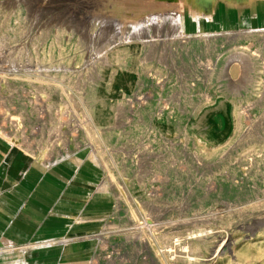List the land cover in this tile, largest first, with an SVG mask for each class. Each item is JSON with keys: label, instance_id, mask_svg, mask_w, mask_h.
I'll use <instances>...</instances> for the list:
<instances>
[{"label": "rangeland", "instance_id": "obj_1", "mask_svg": "<svg viewBox=\"0 0 264 264\" xmlns=\"http://www.w3.org/2000/svg\"><path fill=\"white\" fill-rule=\"evenodd\" d=\"M80 1L0 0V135L11 142L4 116H19L22 139L11 144L32 163L70 161L82 149L97 157L83 164L99 181L112 180L106 189L114 207L99 234L109 264H264V63L235 70L211 55L229 44L254 48L264 29L184 35L168 11L174 4L154 0L145 7L155 3L149 11L166 14L148 17L146 34L138 22L122 24L136 37L104 32L99 22L81 31L65 16ZM121 1L131 7L125 13L139 15L138 0L104 3ZM132 44L126 63L135 83L116 85L115 94L116 57ZM47 80L56 87L51 95L32 86ZM96 92L110 97L115 113L90 130L87 98ZM165 109L170 122L158 119ZM200 129L215 139L204 141ZM66 139L68 152L51 149ZM201 229L211 232L197 249H175ZM224 238L229 243L211 258Z\"/></svg>", "mask_w": 264, "mask_h": 264}, {"label": "crops", "instance_id": "obj_2", "mask_svg": "<svg viewBox=\"0 0 264 264\" xmlns=\"http://www.w3.org/2000/svg\"><path fill=\"white\" fill-rule=\"evenodd\" d=\"M170 1L188 36L264 29V0ZM23 155L0 135V264H109L99 234L114 203L85 160Z\"/></svg>", "mask_w": 264, "mask_h": 264}, {"label": "bare ground", "instance_id": "obj_3", "mask_svg": "<svg viewBox=\"0 0 264 264\" xmlns=\"http://www.w3.org/2000/svg\"><path fill=\"white\" fill-rule=\"evenodd\" d=\"M110 1V0H81L79 3L70 6L67 11H65V16L68 17V21L72 23L74 26L79 28V30H91L93 25L96 22L100 23V30L105 31H113L119 34V36L125 35V36H132L136 37L137 32H128L123 30L122 24L127 23L130 24L132 22H138L140 24V29L139 32L145 33L148 30V22L147 19L148 17H159V16H164L166 12L160 10L158 12H150L149 9L153 7L155 4H151L145 7V3L154 1V0H138L139 4H141V8H138V13L128 15L125 13V11H129V8L131 7H125V4L121 2H113L112 4H105L104 2ZM184 1V0H183ZM34 3V2H33ZM144 4V5H143ZM32 5V4H30ZM39 5V4H38ZM122 5V6H120ZM124 5V6H123ZM40 6V5H39ZM43 6V5H42ZM58 6V5H57ZM45 7V6H44ZM101 7V8H100ZM163 7V6H162ZM30 9V6H28ZM160 8V7H159ZM65 10V9H64ZM42 12V11H41ZM137 12V11H136ZM170 15L173 18V21H177V15H176V10L173 9L170 11ZM35 13V12H34ZM178 13V12H177ZM181 14V13H180ZM60 16V15H59ZM136 18V21H133V19ZM171 21V20H170ZM175 23V22H174ZM184 25V23H183ZM176 26V24H175ZM22 27V26H20ZM174 32V31H173ZM181 29L180 32L181 33ZM184 32V31H183ZM235 33V32H234ZM248 33V32H247ZM259 33V32H258ZM146 34V33H145ZM181 35V34H180ZM185 35V34H184ZM262 35V34H261ZM104 37V36H103ZM190 39V38H189ZM249 44V43H248ZM253 45V44H251ZM225 48L222 51H218L216 53H211L213 58L216 61V64L221 65L222 67H227L228 65L233 64L235 70L238 67H242L244 70H249L250 71H257V67L260 63H264V39L261 41H258L257 46L254 48H250L247 46H237V44H229L224 46ZM136 50V45L132 44L129 48L126 46H123L117 57L116 61L118 63V69L113 70V77L111 81L114 83L113 87V92L115 94L117 89L116 85H121L127 90H131L132 86L135 83V80L133 78V74L135 73L134 71L131 70V68H128L127 66V59L128 55L130 52ZM209 51H212L211 48H209ZM224 53L225 55L222 56L221 54ZM18 55V54H17ZM116 56V55H115ZM14 59V58H13ZM12 59V61H13ZM17 58H15L16 60ZM42 59L45 60L46 57L42 56ZM11 61V62H12ZM18 61V59H17ZM211 61V60H210ZM12 64V63H11ZM51 64V62H50ZM53 64V63H52ZM212 64V62H211ZM44 66V65H43ZM212 69V68H211ZM210 69V70H211ZM13 71V70H11ZM228 74V72H227ZM230 75V74H228ZM4 78V77H3ZM2 78V79H3ZM229 78V77H228ZM232 79V78H231ZM39 80V79H37ZM4 81V80H3ZM42 81V80H41ZM160 81V80H159ZM55 83V82H54ZM229 85V84H228ZM32 86L37 89L38 91H44V93H49L48 95H51L53 91H55V85L50 82V80L45 81L44 84L41 82L39 83H32ZM242 88V87H241ZM33 90L34 92L36 90ZM27 93V92H26ZM25 95V94H24ZM35 95V94H34ZM6 99V98H5ZM110 97L106 95H102L96 92V95L93 97L87 98V108L89 111V122L87 123L89 129H93L94 127L97 128H102L105 125H107L110 121H112V117L115 113L114 106L115 104L109 101ZM62 100V99H61ZM34 101V100H33ZM34 103V102H33ZM31 104V103H30ZM83 105V104H82ZM35 106V105H33ZM41 106V105H40ZM13 107V106H12ZM5 110V109H4ZM75 111V110H74ZM84 111V110H83ZM21 112V111H20ZM73 113V112H72ZM70 114V113H69ZM80 114V113H79ZM200 114V115H199ZM198 115L201 116V118H205L207 116V113H199ZM232 114V113H231ZM158 119L165 121V122H170L173 118V114L168 111L164 110L162 113L158 114ZM233 115V114H232ZM5 119L9 122L10 129L8 131H5L6 135L9 137L12 143L18 144L19 140L22 139V130H21V124L18 119L19 116H14V115H5ZM84 117V116H83ZM87 117V116H86ZM85 118V117H84ZM4 119V120H5ZM23 119V118H22ZM83 120V119H82ZM59 121V120H58ZM70 122V121H69ZM22 123V122H21ZM76 123V122H75ZM208 123V121L206 122ZM237 123H240V120H238ZM193 125L195 123L193 122ZM196 126V125H195ZM82 128V127H81ZM87 128V127H86ZM4 130V128L2 127ZM234 130V129H233ZM56 131V130H55ZM162 133L164 134V139L165 142L169 141L170 138L166 137V134H169L171 132L167 131L166 129L162 130ZM199 133L202 135V138L204 141H212L215 139V134L209 133L207 130L204 131L203 129H200ZM176 134V133H175ZM185 137V136H184ZM183 140V139H182ZM68 139H66L60 146H52L51 149H55L58 153L62 152H68ZM184 142V141H183ZM61 143V141H60ZM59 143V144H60ZM98 143V142H97ZM101 143V142H99ZM52 144V143H51ZM203 144V143H202ZM211 144V143H210ZM95 145V144H94ZM172 145V144H171ZM193 145V144H192ZM216 146V145H215ZM19 147V146H17ZM50 147V145H49ZM16 148V147H15ZM41 148V147H40ZM41 150V149H40ZM26 154H29L31 156H35L34 151H28L24 149ZM100 151V150H99ZM205 151V150H204ZM209 151V150H208ZM216 150H210L209 153L212 154ZM42 152V151H40ZM83 155H79V153H74L71 155H68L69 159L74 162L75 164L79 165L83 162L85 159H92L94 161H97V157L90 151V150H84L82 149L81 151ZM207 152V149H206ZM100 153V152H99ZM48 154V153H46ZM224 154V153H223ZM23 155V154H22ZM42 155V154H41ZM24 156V155H23ZM109 156V155H108ZM41 159V158H40ZM251 159V158H250ZM106 160V159H105ZM23 162V161H22ZM37 162V161H33ZM15 164V163H14ZM13 164V166H14ZM24 164V163H23ZM8 167V166H7ZM102 169V168H101ZM109 170V169H108ZM248 169L247 168H241L238 169L237 172L240 173V175L246 176L248 174ZM112 172V171H111ZM119 172V171H118ZM1 173V172H0ZM107 173V172H106ZM7 174V173H6ZM18 174V173H17ZM2 179V178H1ZM107 181L111 182L112 180L110 177H108L107 180H103L100 184V187L102 188L104 192H107ZM116 194V193H115ZM118 198L120 199V194H118ZM118 198L116 197V200L118 201ZM209 214V213H208ZM212 214V213H211ZM132 215V214H131ZM210 215V214H209ZM215 217V216H214ZM222 217V216H220ZM224 218V217H223ZM226 219V218H225ZM227 221V220H226ZM259 224V223H258ZM215 225V224H213ZM224 225V224H223ZM108 226V225H107ZM136 226V225H135ZM208 226V225H207ZM214 228V227H213ZM255 229V228H254ZM227 230V229H226ZM246 230V229H244ZM102 231V230H101ZM148 231V230H147ZM254 230H252L253 232ZM211 232L206 229H201L198 232H193L189 237H183L179 239V244L178 247L174 246L175 249H178L182 252L185 250L187 245L191 247V249L195 250L199 247L198 241L200 238H203V236H207V234ZM102 233V232H101ZM100 233V234H101ZM235 233V232H234ZM240 233V232H238ZM237 233V234H238ZM248 233V232H247ZM251 233V232H250ZM261 233V232H260ZM246 234V233H245ZM226 235V234H225ZM253 235V234H252ZM258 236V235H257ZM256 236V237H257ZM248 237V236H247ZM136 238V237H135ZM144 238V237H143ZM150 238V237H149ZM218 239V238H217ZM225 239V238H224ZM222 240L221 243L218 244L216 249L214 250V253L211 258L216 257L220 252H222V247L226 244L229 243V238H226L225 240ZM105 240V239H104ZM142 240V239H141ZM145 240V239H144ZM172 240V239H171ZM259 240V239H258ZM212 241V240H211ZM216 241V240H215ZM256 241V240H255ZM232 242V241H231ZM230 242V243H231ZM252 242V241H251ZM250 242V243H251ZM152 243V242H151ZM150 243V244H151ZM214 243V242H213ZM144 244V243H143ZM210 244V243H209ZM102 245V244H101ZM231 245V244H230ZM248 246V244H247ZM264 246V245H263ZM262 246V247H263ZM156 247V246H155ZM215 247V246H214ZM228 248V247H227ZM247 248V247H246ZM188 249V248H187ZM237 250V249H236ZM240 250V248H239ZM245 250V249H244ZM243 250V251H244ZM263 250V249H262ZM252 252V251H251ZM175 253V252H174ZM96 254V253H95ZM158 254V253H157ZM256 254V253H255ZM259 254V253H258ZM232 255V254H231ZM242 255V254H241ZM260 255V254H259ZM175 255H172L170 258L173 260L175 258ZM243 256V255H242ZM229 257V256H227ZM234 257V255H233ZM159 258V257H158ZM162 258V257H161ZM160 258V259H161ZM226 258V257H225ZM204 259V258H203ZM162 261V260H161ZM166 261V260H165ZM213 261V260H211ZM228 261V260H227ZM206 262V261H205ZM251 262V261H250ZM207 263V262H206ZM213 263V262H212ZM204 264V263H203ZM210 264V263H209ZM242 264V263H241ZM249 264V263H248Z\"/></svg>", "mask_w": 264, "mask_h": 264}]
</instances>
